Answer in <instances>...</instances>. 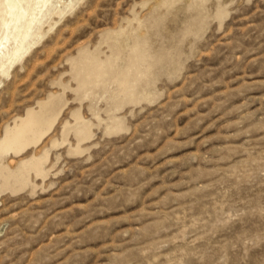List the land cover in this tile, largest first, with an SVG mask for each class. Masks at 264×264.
I'll return each instance as SVG.
<instances>
[{
  "label": "rangeland",
  "instance_id": "374dc122",
  "mask_svg": "<svg viewBox=\"0 0 264 264\" xmlns=\"http://www.w3.org/2000/svg\"><path fill=\"white\" fill-rule=\"evenodd\" d=\"M46 24L0 84V141L58 113L0 161V264H264V0H73Z\"/></svg>",
  "mask_w": 264,
  "mask_h": 264
},
{
  "label": "bare ground",
  "instance_id": "6f19581e",
  "mask_svg": "<svg viewBox=\"0 0 264 264\" xmlns=\"http://www.w3.org/2000/svg\"><path fill=\"white\" fill-rule=\"evenodd\" d=\"M72 3L73 0L4 1L1 6L0 84L10 68L43 36L42 30L47 21L52 20L54 16L62 17L67 6ZM53 21L54 24L57 22ZM122 83L124 88H127L126 83ZM38 110L28 111L20 119V123L17 122L13 128L6 130L4 138L0 141V161L3 154L10 150L20 153L30 143L38 144L51 131L58 116L54 106L52 103H42ZM43 159H33L30 163L40 166Z\"/></svg>",
  "mask_w": 264,
  "mask_h": 264
}]
</instances>
